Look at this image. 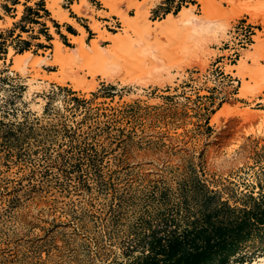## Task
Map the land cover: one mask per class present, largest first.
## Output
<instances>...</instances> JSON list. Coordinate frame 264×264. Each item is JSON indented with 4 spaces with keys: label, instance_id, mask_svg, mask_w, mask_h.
<instances>
[{
    "label": "rangeland",
    "instance_id": "rangeland-1",
    "mask_svg": "<svg viewBox=\"0 0 264 264\" xmlns=\"http://www.w3.org/2000/svg\"><path fill=\"white\" fill-rule=\"evenodd\" d=\"M73 1L61 6L84 26L90 44L95 34L71 10ZM88 1L96 12L106 10ZM160 1L149 11L151 22L159 12L157 20L189 7L185 2L200 15L198 0H171L158 11ZM45 2L0 0V264H143L158 244L186 232L216 238L213 227H227L228 240L238 242L229 264L263 256L264 224L255 216L264 209V51L249 60L246 97L226 68L264 32L246 14L252 7L264 15V0H212L208 18L229 23L224 35L214 41L205 32L189 45L173 44L159 62L168 68H157L161 75L154 70L141 82L138 73L115 74L112 81L98 74L93 90L36 79L30 90L33 72L12 70L9 49L51 58L52 30L72 47L62 33L71 26L53 24ZM95 17L124 34L117 17ZM74 70L92 80L87 69ZM224 105L228 114L211 122ZM189 251L186 245L180 256ZM218 261L214 256L211 264Z\"/></svg>",
    "mask_w": 264,
    "mask_h": 264
},
{
    "label": "bare ground",
    "instance_id": "bare-ground-1",
    "mask_svg": "<svg viewBox=\"0 0 264 264\" xmlns=\"http://www.w3.org/2000/svg\"><path fill=\"white\" fill-rule=\"evenodd\" d=\"M96 1L99 2L106 10H99L96 12L88 0H74L72 5L70 6L71 10L77 16L88 20L87 25L95 34V37L91 40L90 44H87L86 42L87 33L85 28L75 19L69 16L67 10H65L61 6V0H46L45 8L51 14V18L53 20H55L59 24L66 23L78 31V35H73L67 32L66 29H62L64 35L68 37L69 42L72 44V47L66 46L59 39L58 35L52 30L54 39L52 40V49L49 50L51 58L47 55L45 57H40L32 54L30 51L16 54L11 48L9 49L8 60L10 58L13 59V65L11 67L12 70L20 72L22 74L33 72V75L31 76L33 78H31L28 83L30 90L37 88V86L32 85L33 81L36 79H39V81L41 79L48 82H54L62 86L70 82L71 87L75 90H93L96 86L93 79L98 74H101L103 77L108 79V81H112L115 74L123 75L126 71L129 73L132 72L134 76H136L138 73L141 76L145 75V77L151 78L154 75L153 71L155 70L157 72V68H160L161 71L164 70V72L168 71V68L162 66L159 62L164 63V61L169 58L167 53L170 46H172L173 44L177 45L180 42H182V44L184 45H189L187 43L190 39H194L195 37L197 38V35L199 34L206 35L205 32L212 39H214V41H217L219 39L218 36L222 37L224 35L227 24H229H220L216 19V21H213L208 18L209 10L213 6L212 0H198V3L201 6L200 15L195 14V6L190 5L189 7H183L177 14L168 13L166 14L165 18L156 20L154 22L149 21L148 15L150 9L155 5L154 2H156V0ZM123 4L126 5V9L121 8V5ZM262 4L264 5V3L261 2L260 5L262 6ZM219 6L217 5V7ZM243 9L245 10L246 8ZM243 9H241V11L239 12L241 13ZM250 9H252V7L246 9L248 11L246 12V14L250 16L249 23L264 25V15H261L254 10L250 11ZM253 9L255 8L253 7ZM21 10L22 8L19 7V16L21 15ZM129 10H133L134 14H128ZM262 10L264 11V9ZM243 13H245V11ZM95 15L107 19L113 16L117 17L120 22L121 30L124 34H118L106 30V28H103L104 26L102 22L96 19ZM235 17L238 16L236 15ZM227 21L229 20L227 19ZM263 35V31L259 32V34L255 36V38H253L256 42L253 47H250V49H241L242 56L238 63L236 65L227 66L226 68L227 73L234 75V77H239L240 79V87L238 91L240 97H246L250 92V86L248 84V81H246V78L251 75L249 71L252 70V67H248V64L249 60L254 59V56L256 55V53H258V51H260L261 49L264 51V39L261 38ZM205 40L204 43L207 41ZM40 41L45 42L43 37L40 39ZM104 42L109 43L108 47H104L102 45ZM204 43L202 44L204 45ZM186 47L188 48V46ZM186 47L184 46L183 48H185L186 50ZM203 47L206 46L204 45ZM201 50L200 51L202 53L206 52L204 48H202ZM239 52L241 53V51ZM172 56L175 57L174 54ZM122 57H124L123 63L121 61H118V58ZM152 59H154V66H151V63L150 71L148 62ZM156 63H159L162 67H160ZM42 65L56 67L57 71L48 73L42 68ZM71 65L74 67L72 68ZM121 66L131 69H125L124 71H122ZM76 67H79L80 71H84V69H87L88 74H90L92 77V80L85 76L83 79H81L79 77L80 75L78 73V70H74V68ZM257 70L259 71L260 69ZM161 71H158L157 73L161 75L163 73H161ZM260 71H262V69ZM256 73L258 74V72ZM159 77L161 78V76H158V78ZM150 78L148 79L151 80ZM118 79L122 78L120 77ZM132 79L134 78H131V80ZM142 79H144L143 76L141 77V82ZM162 79L164 80V78ZM135 81L138 80L135 79ZM145 81H143V83ZM229 111L230 110L227 105L222 106L218 113H216L215 115L213 114L211 122H215L220 115L226 116ZM243 264H264V255L252 260L251 262Z\"/></svg>",
    "mask_w": 264,
    "mask_h": 264
},
{
    "label": "trees",
    "instance_id": "trees-1",
    "mask_svg": "<svg viewBox=\"0 0 264 264\" xmlns=\"http://www.w3.org/2000/svg\"><path fill=\"white\" fill-rule=\"evenodd\" d=\"M50 21L56 25L54 20L50 19ZM67 29L75 34L71 27ZM255 218L257 222L264 224V209L260 210V216ZM245 222L248 221H243L235 227L237 232L243 228ZM213 229L218 233L216 238L210 233L203 236V231H189L180 238L169 239L166 245L158 244L152 249V255L144 256L143 264H211L214 256H218L219 264H229V259L237 253L238 242L228 240L227 227H213ZM186 245L190 251L182 257L180 253L184 251ZM159 256L162 259L158 260Z\"/></svg>",
    "mask_w": 264,
    "mask_h": 264
},
{
    "label": "crops",
    "instance_id": "crops-1",
    "mask_svg": "<svg viewBox=\"0 0 264 264\" xmlns=\"http://www.w3.org/2000/svg\"><path fill=\"white\" fill-rule=\"evenodd\" d=\"M167 1V2H166ZM74 2V1H73ZM171 2V0H162V1H160L159 2V5H158V7H155V9H157L158 11H161L162 10V7H166V5H167V3H170ZM187 4H190V5H193L191 2H185V5H187ZM72 4H70V6H71ZM164 13L163 12H159V15L160 16H157L156 17V20L157 19H159V17H161L162 15H163ZM168 14V13H167ZM166 15V14H165ZM72 18V17H71ZM73 19H75L76 20V18H73ZM82 21V20H81ZM86 22H88V20H86ZM103 22H105V23H107L108 21L107 20H104ZM66 26V25H65ZM83 26V25H82ZM84 27V26H83ZM73 28V27H72ZM110 28V27H109ZM64 29V28H63ZM74 29V28H73ZM74 30H76V29H74ZM67 31V30H66ZM77 31V30H76ZM67 32H69V31H67ZM62 33H63V31H62ZM70 33V32H69ZM64 34V33H63ZM71 34H73V33H71ZM73 35H78V31H77V33L76 34H73ZM58 37H59V35H58ZM67 37V36H66ZM93 37H95V35L93 36ZM68 38V37H67ZM60 39V38H59ZM42 49H45V47H43ZM48 72V71H47ZM50 72H52V71H49L48 73H50Z\"/></svg>",
    "mask_w": 264,
    "mask_h": 264
},
{
    "label": "built area",
    "instance_id": "built-area-1",
    "mask_svg": "<svg viewBox=\"0 0 264 264\" xmlns=\"http://www.w3.org/2000/svg\"><path fill=\"white\" fill-rule=\"evenodd\" d=\"M240 46H243V43H240ZM232 55L233 57L238 56V52H236L235 50L232 51Z\"/></svg>",
    "mask_w": 264,
    "mask_h": 264
}]
</instances>
